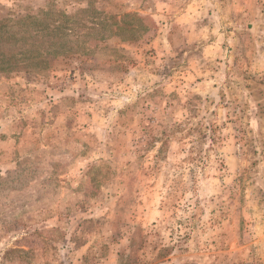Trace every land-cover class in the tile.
<instances>
[{
  "label": "rangeland",
  "instance_id": "374dc122",
  "mask_svg": "<svg viewBox=\"0 0 264 264\" xmlns=\"http://www.w3.org/2000/svg\"><path fill=\"white\" fill-rule=\"evenodd\" d=\"M50 6L105 21L0 71V264H264V0H0V20Z\"/></svg>",
  "mask_w": 264,
  "mask_h": 264
},
{
  "label": "trees",
  "instance_id": "16d2710c",
  "mask_svg": "<svg viewBox=\"0 0 264 264\" xmlns=\"http://www.w3.org/2000/svg\"><path fill=\"white\" fill-rule=\"evenodd\" d=\"M90 11L82 8L70 14L50 6L38 13L0 20V71L46 67L61 53L73 50V38L84 50L79 38L100 31L105 21Z\"/></svg>",
  "mask_w": 264,
  "mask_h": 264
}]
</instances>
